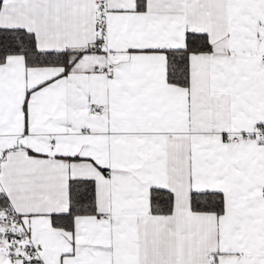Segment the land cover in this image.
I'll use <instances>...</instances> for the list:
<instances>
[{
	"label": "snow or ice",
	"instance_id": "6c2138e0",
	"mask_svg": "<svg viewBox=\"0 0 264 264\" xmlns=\"http://www.w3.org/2000/svg\"><path fill=\"white\" fill-rule=\"evenodd\" d=\"M0 264H264V0H0Z\"/></svg>",
	"mask_w": 264,
	"mask_h": 264
}]
</instances>
